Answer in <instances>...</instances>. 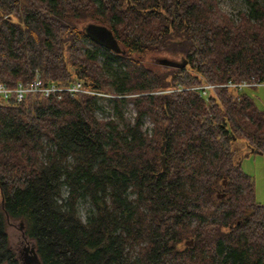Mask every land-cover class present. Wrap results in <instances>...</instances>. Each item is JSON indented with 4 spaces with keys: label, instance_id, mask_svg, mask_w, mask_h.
<instances>
[{
    "label": "trees",
    "instance_id": "obj_1",
    "mask_svg": "<svg viewBox=\"0 0 264 264\" xmlns=\"http://www.w3.org/2000/svg\"><path fill=\"white\" fill-rule=\"evenodd\" d=\"M243 1L233 17L218 0H0V83L38 73L110 95L0 96V264H19L10 222L37 264H264V203L241 167L264 154L263 112L244 90H173L264 78V0ZM90 20L123 53L90 39ZM156 55L186 64L147 65ZM102 99L133 119L99 117Z\"/></svg>",
    "mask_w": 264,
    "mask_h": 264
},
{
    "label": "rangeland",
    "instance_id": "obj_2",
    "mask_svg": "<svg viewBox=\"0 0 264 264\" xmlns=\"http://www.w3.org/2000/svg\"><path fill=\"white\" fill-rule=\"evenodd\" d=\"M219 7L225 12L229 13L231 16L235 17V14L238 10H244L246 4L243 0H218ZM88 23H95L101 25L95 21H88L83 24V28ZM164 60H169L172 62H181L182 60L178 57L170 58L167 55H156L149 56L145 59V62L149 66H159V67H168V64H165ZM248 95L252 96L255 105L259 108L260 111L264 114V87H252L244 90ZM107 98V97H105ZM102 109L97 111V115L101 118H112L115 121H118L119 125H123L124 121L132 120L134 116V110L129 102H124L121 105L120 115L113 107V102L111 100L102 99L100 101ZM150 122L145 119L143 122V128L149 129ZM234 146L237 150L236 156H240L247 152L248 148L243 140V137H239ZM242 170L254 178V197L255 200L264 203V154H259L257 152L248 153L242 158L241 161ZM68 193L66 187L63 188V196L65 197ZM91 205L86 198H80L78 201V213L83 220H86L90 214ZM19 224L17 222H10L8 226V232L10 236L11 246L13 249L18 248V256L22 255V244L20 241H23V238L20 233ZM26 243L31 247V241L26 240ZM16 251V250H15ZM24 252V251H23ZM26 255V254H25Z\"/></svg>",
    "mask_w": 264,
    "mask_h": 264
},
{
    "label": "built area",
    "instance_id": "obj_3",
    "mask_svg": "<svg viewBox=\"0 0 264 264\" xmlns=\"http://www.w3.org/2000/svg\"><path fill=\"white\" fill-rule=\"evenodd\" d=\"M216 87H227L238 91L252 87H264V78H250L241 80L230 79L223 83L207 82L197 86L178 85L173 90H199L203 95H207L210 89ZM165 91H171V89ZM27 93H41L43 96H55L57 99H60L63 93H67L71 97H75L79 93L96 94L110 97L109 94H103L87 89L79 80L66 87L58 86L53 82L44 83L38 73H36L35 76L29 81L18 82L15 87H7L5 84L0 83V96L5 100L11 96H14L16 102H20Z\"/></svg>",
    "mask_w": 264,
    "mask_h": 264
},
{
    "label": "water",
    "instance_id": "obj_4",
    "mask_svg": "<svg viewBox=\"0 0 264 264\" xmlns=\"http://www.w3.org/2000/svg\"><path fill=\"white\" fill-rule=\"evenodd\" d=\"M85 32L88 35V37L90 39H92L94 42H96L98 45H100V46H102L108 50H111L113 52H116V53L120 52V47L118 46L117 41H116L114 35L112 34L111 30L107 26L98 25L95 23H88L85 26ZM164 62H165V64H168L169 66H172V67H180V66H184L186 64V62H182V63L178 62L177 63V62H172L169 60H164ZM250 151L262 154L261 151H254L253 149H250ZM160 160H161L162 166L164 167L165 166V156L161 155ZM8 220L9 219L7 217V221ZM19 229H20V233H21L22 238L24 240H26L27 237L24 234L23 225H21L19 227ZM191 243H192V239H190L189 241L186 242V244H189V245ZM31 248L33 251L32 257H31V264H37L39 262V260H38L37 255L35 254L33 243H31ZM16 257H17V259H19L18 254H16Z\"/></svg>",
    "mask_w": 264,
    "mask_h": 264
},
{
    "label": "flooded vegetation",
    "instance_id": "obj_5",
    "mask_svg": "<svg viewBox=\"0 0 264 264\" xmlns=\"http://www.w3.org/2000/svg\"><path fill=\"white\" fill-rule=\"evenodd\" d=\"M117 41V40H116ZM118 46L120 47V51H122L123 53V50H121V44L119 42H117ZM119 53V52H118ZM27 240V239H26ZM26 240L23 239V241H20L21 244H22V255L20 254V257L18 259L19 261V264H31V257H32V248L29 247L26 242ZM27 243V244H26ZM16 251V254H19L18 252V248L15 249ZM18 251V252H17ZM24 251V252H23ZM26 254V255H25Z\"/></svg>",
    "mask_w": 264,
    "mask_h": 264
}]
</instances>
